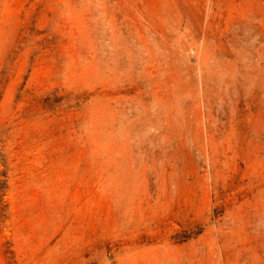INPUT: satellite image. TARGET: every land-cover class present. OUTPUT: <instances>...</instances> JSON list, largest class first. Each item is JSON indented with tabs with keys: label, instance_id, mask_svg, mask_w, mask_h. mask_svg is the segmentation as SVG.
<instances>
[{
	"label": "rangeland",
	"instance_id": "rangeland-1",
	"mask_svg": "<svg viewBox=\"0 0 264 264\" xmlns=\"http://www.w3.org/2000/svg\"><path fill=\"white\" fill-rule=\"evenodd\" d=\"M0 264H264V0H0Z\"/></svg>",
	"mask_w": 264,
	"mask_h": 264
}]
</instances>
